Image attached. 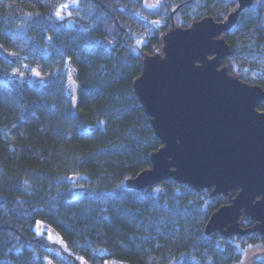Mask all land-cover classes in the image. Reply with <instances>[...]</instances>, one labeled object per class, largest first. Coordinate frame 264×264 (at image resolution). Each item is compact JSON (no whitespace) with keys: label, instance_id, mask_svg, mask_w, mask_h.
Here are the masks:
<instances>
[{"label":"trees","instance_id":"trees-1","mask_svg":"<svg viewBox=\"0 0 264 264\" xmlns=\"http://www.w3.org/2000/svg\"><path fill=\"white\" fill-rule=\"evenodd\" d=\"M159 1L149 8L145 0H0V47L22 56L0 57V194L7 198L0 264H239L241 249L264 246L257 233L204 234L211 214L230 200L210 189L172 180L141 192L125 186L161 147L133 91L142 56L160 46L174 7V25L183 28L205 17L222 22L237 8L236 0ZM258 1L223 35L230 49L223 66L264 90ZM257 109L264 112V103ZM38 221L60 235L69 258L48 251L34 231ZM241 226L253 223L243 217Z\"/></svg>","mask_w":264,"mask_h":264},{"label":"water","instance_id":"water-1","mask_svg":"<svg viewBox=\"0 0 264 264\" xmlns=\"http://www.w3.org/2000/svg\"><path fill=\"white\" fill-rule=\"evenodd\" d=\"M236 2L224 21L205 17L186 28L174 25V7L160 46L142 56L133 91L161 147L150 155V168L125 186L141 192L172 180L196 192L210 189L211 197L230 200L211 214L206 236L217 233L231 239L257 233L264 240V112L257 109L264 103V90L230 75L223 66L230 55L223 35L242 10H256L259 1ZM0 57L6 62L22 58L2 47ZM16 76L26 79L23 71ZM67 86L75 117L79 85L73 75ZM6 200L0 194V205ZM243 217L253 226L242 228Z\"/></svg>","mask_w":264,"mask_h":264},{"label":"rangeland","instance_id":"rangeland-1","mask_svg":"<svg viewBox=\"0 0 264 264\" xmlns=\"http://www.w3.org/2000/svg\"><path fill=\"white\" fill-rule=\"evenodd\" d=\"M159 0H145L146 5L149 8H155L159 4ZM159 25V24H156ZM250 78V77H249ZM76 79V78H75ZM31 81V79H29ZM248 81L252 82L251 79ZM34 231L39 236H44L47 241V249L50 253L57 254L63 259L69 258V255L66 253V247L60 237V235L51 227L49 224L38 221L34 226ZM242 259L239 264H254L261 260H264V246H255L241 249ZM78 264H86L83 261H77ZM48 264H53L48 262ZM105 264H121L115 261H106Z\"/></svg>","mask_w":264,"mask_h":264}]
</instances>
